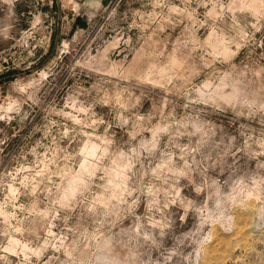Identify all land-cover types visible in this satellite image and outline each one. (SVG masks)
Instances as JSON below:
<instances>
[{"label": "rangeland", "instance_id": "obj_1", "mask_svg": "<svg viewBox=\"0 0 264 264\" xmlns=\"http://www.w3.org/2000/svg\"><path fill=\"white\" fill-rule=\"evenodd\" d=\"M0 264H264V0H0Z\"/></svg>", "mask_w": 264, "mask_h": 264}, {"label": "bare ground", "instance_id": "obj_2", "mask_svg": "<svg viewBox=\"0 0 264 264\" xmlns=\"http://www.w3.org/2000/svg\"><path fill=\"white\" fill-rule=\"evenodd\" d=\"M94 150L93 149H89L88 154H93Z\"/></svg>", "mask_w": 264, "mask_h": 264}]
</instances>
